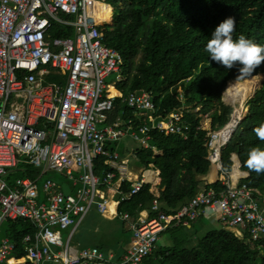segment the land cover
<instances>
[{
  "label": "built area",
  "instance_id": "1",
  "mask_svg": "<svg viewBox=\"0 0 264 264\" xmlns=\"http://www.w3.org/2000/svg\"><path fill=\"white\" fill-rule=\"evenodd\" d=\"M98 10L101 17L109 14L108 24L97 23ZM53 25L70 27L72 32L60 36ZM111 25L112 9L105 0H0V226L18 219L35 226V233L23 238L26 246L20 257L13 255L15 245L8 238L0 239V264L19 258L29 264H144L163 232L208 214L221 227L236 228L238 235L247 233L251 243L264 240V193L239 183L246 176L233 177L221 164V149L241 117L229 128L233 115L216 130L201 124L200 130H208L207 160L225 188L198 192L174 213L159 212L157 170L134 173L127 159L107 148L128 134L158 155L150 142L151 131L186 138L189 130L182 112L155 118L147 91L123 95L117 90L122 57L103 42L102 28ZM111 74L114 81L108 84ZM117 98L138 115L139 125L133 127V119H128L124 129L120 116L109 123ZM205 119L207 115L202 122ZM100 157L107 167L103 176L93 172L94 159ZM20 165L37 168V178H17L10 184L3 176ZM49 171L70 182L72 193L63 192L48 177L40 190L38 182ZM123 182L130 183L127 192L120 191ZM144 184L150 185V210L155 214L149 217L141 211L134 219L120 214L131 231L121 258L114 259L95 246H71L74 230L92 208L115 219L119 204ZM69 229L64 242L61 232Z\"/></svg>",
  "mask_w": 264,
  "mask_h": 264
},
{
  "label": "trees",
  "instance_id": "2",
  "mask_svg": "<svg viewBox=\"0 0 264 264\" xmlns=\"http://www.w3.org/2000/svg\"><path fill=\"white\" fill-rule=\"evenodd\" d=\"M105 2L112 9V25L102 28L103 42L122 57L121 80L116 85L117 90L123 95L138 90L147 91L155 107V118L166 119L172 112H182L189 128L186 138L151 131L150 142L160 151L158 155L141 146L133 152L137 168L159 172V212L174 213L198 192L208 188H225L219 180L209 183L203 179L210 170L206 146L208 130H200L199 127L205 115L211 130L223 127L230 120L233 108L222 101L228 82L237 81L239 85L251 82L256 88L259 83L249 77L239 81V65L226 69L208 57L205 46L216 26L228 17H234L236 21L231 34L233 40L243 35L264 46V0ZM100 14L101 10H98V24H108L109 14L103 17ZM53 28L63 37L71 33L70 27L53 25ZM259 74L263 75L262 86L246 101L244 116L221 149V164L224 172H230L233 166L231 157L235 155L239 160V169L247 173L239 183L264 193V172L257 174L245 167L251 148L264 149V141L253 132L255 127L264 123V62L255 68L251 76ZM111 94L116 93L111 91ZM118 116L124 129L128 119H133V127L141 122L120 98L115 100L109 123ZM107 148H110L109 143ZM119 156L122 159L124 153L120 152ZM106 171L104 159H94V174L103 176ZM38 174L37 168L20 165L8 170L4 178L11 184L13 176L35 179ZM129 186V182H123L120 191L127 192ZM149 190L150 185L144 184L136 195L120 203L117 218L122 213H128L134 219L143 210L152 217L155 213L150 210L153 195ZM188 225L168 229L172 234L175 229H181L183 233L171 235L169 245L158 247L147 258L155 256L161 264H264V240L251 243L247 233L239 236L227 227H219L207 231L194 245L190 243L191 234L185 231L189 229ZM34 233L35 226L29 220H5L0 226V239L8 238L15 245L13 255L16 257L24 255V236Z\"/></svg>",
  "mask_w": 264,
  "mask_h": 264
},
{
  "label": "rangeland",
  "instance_id": "3",
  "mask_svg": "<svg viewBox=\"0 0 264 264\" xmlns=\"http://www.w3.org/2000/svg\"><path fill=\"white\" fill-rule=\"evenodd\" d=\"M114 77H115V75L111 74L107 78L106 82L108 84H112V82L114 81ZM249 77L252 79L255 78V80L259 83L257 88L251 82H248L244 85H239L237 81H235L236 83H235L234 88H236L239 92L246 85L250 86L253 89V92L255 90L259 89V87L262 83V80H263V75L259 74L257 76H249ZM241 80H242V78L239 81H241ZM253 81L254 80H252V82ZM230 82H228V83L230 84ZM225 92H226V88L224 89L223 94H222V101L225 105L230 106V103L225 96ZM250 96H247V98H244L245 99V100L243 99L244 102L242 101L243 102V109H241V116H239L241 118L244 116V114L246 112L245 103ZM233 110L235 111L234 107H233ZM202 125L204 126V128L209 129L208 119L203 120ZM115 146H116V150L119 152H123V147L129 148L128 153H125L124 156H129L128 159H130V163L128 162V166H130L131 163L132 164L134 163L133 152H130V150L132 149L134 151L136 148L139 147V145H137V143L134 142L128 134H125L124 136L120 137L116 141ZM113 147H114V145H113ZM130 170H131V168H130ZM132 171H133V169H132ZM231 173H232V171H231ZM210 175H211V173L207 174L205 177L206 178H208V177L212 178ZM217 175H219V173ZM47 177L50 178L51 180H53L54 182H56L61 187V189L63 191H65V192L70 191L69 193H72L71 192L72 187H71L70 182H65V179L62 177L61 174L54 172V171H49V173L47 174ZM14 178H15V176L12 177V179H14ZM42 179L44 180V178H42ZM122 225H123V223H122L121 219H119V218L113 219L111 222L100 218L99 215L96 214L95 209L92 208L90 210V212L87 214V216L82 220V222L80 223L78 228L76 229L74 236L72 237L71 245L76 247V248H79L81 246H84V247L96 246V247H100V249L106 253L108 250V247L105 246L104 243L106 242V238L108 235H113L118 239H120V237H124L123 239H125V241L129 239L130 234H128V233H126V236H122V234L120 232ZM218 226L221 227L219 224H217V227ZM215 227L216 226H212L205 217H202L200 219V222H196V224L191 223V227L185 231L187 233L191 234L192 237H190L191 238L190 243L195 245L197 243V241L201 237H203L207 231H209L212 228L215 229ZM228 229H231L235 234L238 235L236 228H228ZM69 231H70V229L61 232V237H62V240L64 242L66 241V239L68 237ZM171 232H173V234H175V235H179V234L183 233V231L181 229H175L174 231H171ZM173 234L170 233V231L163 232L160 235L159 240L157 242V245H158L157 248L158 247H165V246L169 245L171 243L170 237ZM144 264H161V263L159 262V260L156 259L155 256H151L150 258H147L145 260Z\"/></svg>",
  "mask_w": 264,
  "mask_h": 264
},
{
  "label": "clouds",
  "instance_id": "4",
  "mask_svg": "<svg viewBox=\"0 0 264 264\" xmlns=\"http://www.w3.org/2000/svg\"><path fill=\"white\" fill-rule=\"evenodd\" d=\"M235 18L228 17L216 26L207 41L205 51L212 61H216L226 69L238 68V78L249 77L264 62V46L258 45L241 35L233 40ZM256 137L264 141V123L253 129ZM245 167L257 174L264 172V149L253 147L247 153Z\"/></svg>",
  "mask_w": 264,
  "mask_h": 264
},
{
  "label": "crops",
  "instance_id": "5",
  "mask_svg": "<svg viewBox=\"0 0 264 264\" xmlns=\"http://www.w3.org/2000/svg\"><path fill=\"white\" fill-rule=\"evenodd\" d=\"M71 32H72V30H71ZM117 141V140H116ZM116 141H114V142H110L109 144H110V148H108L109 150H113V151H115V152H117L118 153V155H119V151H117L116 150V146H115V143H116ZM113 145H114V147H113ZM138 145V144H137ZM128 150H129V148H127V147H123V153L125 154V153H128ZM130 152H134L132 149L130 150ZM160 154V153H159ZM134 156V155H133ZM120 157V156H119ZM128 157L129 156H123V158L122 159H127L128 160V162L130 163V159H128ZM231 159H232V161H233V166H232V172L233 171H235V170H237L238 171V175L237 176H241V177H243V176H247V173L246 172H244V171H241L240 169H239V160H238V158L235 156V155H233L232 157H231ZM235 167V168H234ZM129 168H131V169H133V172L134 173H138L139 171H141L142 169L141 168H137V166L135 165V162L132 164L131 163V165L129 166ZM216 167H211L210 166V170H209V172H208V174H210L211 173V177L212 178H204L203 177V179H205L207 182H209V183H212V182H215V181H217V180H219L220 179V177H219V175H217V172H216V169H215ZM49 172H47L45 175H44V177L43 178H46L47 177V174H48ZM150 173L151 172H147L146 173V176L149 178V177H152V173H151V175H150ZM158 171H157V176H156V179H155V181H154V183H156V184H158L159 185V178H158ZM236 176V177H237ZM23 177H29V176H19V177H16V178H14V179H12V182L11 183H13L14 182V180L15 179H17V178H23ZM30 178V177H29ZM37 178V177H36ZM244 178V177H243ZM5 179V178H4ZM6 180V179H5ZM39 180V179H38ZM42 180L43 179H41L39 182H38V185H39V187H40V190H41V183H42ZM8 182V181H7ZM41 182V183H40ZM65 182H67L66 180H65ZM61 188V187H60ZM62 190V189H61ZM63 191V190H62ZM72 191H73V189H72ZM71 191V192H72ZM63 192H65V191H63ZM70 192V191H69ZM68 192V193H69ZM90 212V211H89ZM88 212V213H89ZM95 212H96V214H98L99 215V217L100 218H102V219H104V220H107V221H109V222H111L113 219H108V218H106V217H103L102 215H100L96 210H95ZM87 213V214H88ZM142 213L144 214V215H146V213L148 214V212L146 211V210H143L142 211ZM87 214H86V216H87ZM85 216V217H86ZM84 217V218H85ZM202 217H205L207 220H208V222L212 225V226H216L217 227V222H215V217L214 216H209V214L207 215V216H200L196 221H193L192 223H195L196 224V222H200V219L202 218ZM83 218V219H84ZM82 219V220H83ZM82 220H81V222H82ZM80 222V223H81ZM124 222V221H123ZM80 223H79V225H80ZM78 225V226H79ZM78 226L76 227V229L78 228ZM191 227V225H188V228H190ZM215 227V228H216ZM217 228H219V226L217 227ZM76 229L74 230V232H73V234H72V236H71V241H70V244H71V242H72V237L74 236V233H75V231H76ZM121 234H122V236H126V233H128V234H130V236H131V231H130V225L128 224V222H124V224H123V226H122V228H121ZM69 233H70V231H69ZM69 235V234H68ZM124 237H120V239H118V238H116L115 236H113V235H108L107 236V238H106V242L104 243V245L105 246H107L108 247V250H107V252L105 253V254H107V255H109V254H111V255H113V257H114V259H118V258H121L122 256H123V254L125 253V250H126V248H127V245H128V243H129V240H130V237H129V239L127 240V241H125V239H123ZM72 246V245H71ZM73 248H76V247H74V246H72ZM81 247H84V246H81ZM81 247H79V248H81ZM96 247V246H95ZM98 248V247H97ZM98 249H100V248H98ZM101 250V249H100ZM101 251H103V250H101ZM18 261L19 260H21V262H15V263H11V264H25V263H28V262H24V260H23V258H20V259H17ZM145 262V261H144ZM29 264V263H28ZM44 264H52V263H44ZM55 264V263H54Z\"/></svg>",
  "mask_w": 264,
  "mask_h": 264
},
{
  "label": "bare ground",
  "instance_id": "6",
  "mask_svg": "<svg viewBox=\"0 0 264 264\" xmlns=\"http://www.w3.org/2000/svg\"><path fill=\"white\" fill-rule=\"evenodd\" d=\"M235 83L236 82H232V83L230 82V84L227 85L226 92H225V96L227 100L229 101L230 106L232 108L234 107L235 109V111H233V119L231 123L229 124L228 128L236 124V121L240 118L239 116H241V109H243V102L245 100L244 98H247V96H250L253 92V89L248 85L244 86L242 90L239 92L236 88H234ZM111 91L115 93L112 89ZM237 175H238L237 170L232 172L233 177H236Z\"/></svg>",
  "mask_w": 264,
  "mask_h": 264
},
{
  "label": "water",
  "instance_id": "7",
  "mask_svg": "<svg viewBox=\"0 0 264 264\" xmlns=\"http://www.w3.org/2000/svg\"><path fill=\"white\" fill-rule=\"evenodd\" d=\"M231 82H235V81H231ZM228 84H229V83H227V85H228ZM227 85H226V87H227ZM261 86H262V83H261L260 87H261ZM226 87H225V88H226ZM260 87H259V88H260ZM254 92H255V91H254ZM254 92L252 93V95H251L250 97L253 96ZM222 94H223V93H222ZM250 97H249V98H250ZM230 107H231V106H230ZM231 108H232V107H231ZM232 115H233V112H232V114H231V117H232Z\"/></svg>",
  "mask_w": 264,
  "mask_h": 264
}]
</instances>
